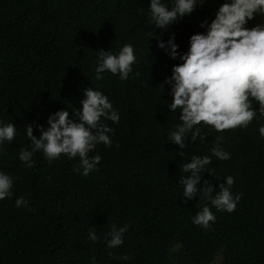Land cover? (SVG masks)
Segmentation results:
<instances>
[{
  "label": "trees",
  "instance_id": "1",
  "mask_svg": "<svg viewBox=\"0 0 264 264\" xmlns=\"http://www.w3.org/2000/svg\"><path fill=\"white\" fill-rule=\"evenodd\" d=\"M223 2L207 0L166 30L151 25L150 0H0V120L17 126L15 140L0 146V171L13 178L12 195L0 200V264H93V257L95 264H212L218 256L221 264H264V116L223 133L202 123L206 140L193 142L189 133L180 149L168 136L180 113L169 110L170 85L161 84L182 61L152 34L167 45L174 33L183 54ZM128 43L136 56L129 79L106 71L97 81V51L115 53ZM88 87L107 95L120 115L118 124L103 120L115 130L112 147L101 143L89 153L101 162L84 176L78 157L49 162L37 151L28 168L19 159L21 148L32 147L25 125L39 138L37 125L47 128L58 110L76 120ZM218 136L228 160L211 154ZM192 155L212 159L207 167L215 175L202 173L201 190L207 180L215 195L234 177L231 192L243 194L235 211H218L201 192L183 196L180 181L191 173L180 166ZM20 197L26 207H16ZM205 204L216 216L207 229L192 222ZM114 224L129 228L124 243L109 248ZM90 228L98 241L89 239Z\"/></svg>",
  "mask_w": 264,
  "mask_h": 264
},
{
  "label": "clouds",
  "instance_id": "2",
  "mask_svg": "<svg viewBox=\"0 0 264 264\" xmlns=\"http://www.w3.org/2000/svg\"><path fill=\"white\" fill-rule=\"evenodd\" d=\"M207 0H172L171 5L166 0H150L149 16L156 28L168 27L185 16H191L198 6H203ZM257 15L264 16V0H224L215 13V18L209 23L207 20L200 25L206 28L205 32L191 35L187 52L180 54L179 45L175 43V34L165 42L156 35L153 29V38L159 40L158 46L166 51L171 58L179 59L182 63L174 65L172 75L166 78L161 85H170L169 95L172 101L168 108L175 112L179 110L180 123L173 126L168 133L172 143L186 149L185 141L191 133L190 139L206 140L207 134H201V124L213 127L215 131L223 133L226 129L238 127L247 128L255 118L257 112L264 116V23L248 27V23ZM98 61L95 66V79L103 80V73L110 72L120 80L127 81L133 74V65L136 63L134 46L130 43L123 45L117 52L100 49ZM136 76L140 73L136 72ZM84 98L80 101L82 107L75 111L76 120L69 117L66 110H58L48 117V127L37 125L41 135H34L32 124L25 125L27 138L31 141V150L21 148L19 159L28 168L35 167L33 155L37 151L52 162L61 158H79L83 168V175L96 168L101 162L100 155L90 156L97 145L103 143L112 147L113 141L109 133L114 134V129L103 123L110 120L118 124L120 115L114 109L107 95L95 87L84 89ZM253 101L259 104V110L253 107ZM78 121V122H77ZM35 123V122H33ZM261 138H264V125L259 128ZM17 135L15 123L0 120V146L5 142L11 144ZM223 137L216 138V146L211 149L212 156L217 160H228L231 154L220 147ZM119 148V143L116 144ZM5 151L0 147V152ZM180 157H185L186 152L180 151ZM212 164L210 156L192 155L187 163L181 164L184 173H191L183 177L180 183L184 188V197H196L201 192L211 206L218 211H235L242 193L235 196L231 186L235 179L226 178L220 184V191L213 194V186L205 180L201 190L202 173L205 171L215 175L214 170L207 166ZM79 171V169H77ZM51 179V176H49ZM13 178L0 171V200L12 195ZM16 207H26L28 201L23 197L16 199ZM216 220L211 208L205 204L193 217V224L205 229L211 227ZM129 225L117 227L112 225L108 232L107 246L117 248L121 246L123 234ZM89 239L98 241L94 228L89 230ZM130 259L125 254L121 257ZM93 264L95 258L93 257Z\"/></svg>",
  "mask_w": 264,
  "mask_h": 264
},
{
  "label": "rangeland",
  "instance_id": "3",
  "mask_svg": "<svg viewBox=\"0 0 264 264\" xmlns=\"http://www.w3.org/2000/svg\"><path fill=\"white\" fill-rule=\"evenodd\" d=\"M259 23H264V16L257 15L254 20L249 21L248 27H254L256 24ZM221 261H222V257L218 256L212 264H221ZM174 264H178V263L175 262Z\"/></svg>",
  "mask_w": 264,
  "mask_h": 264
}]
</instances>
